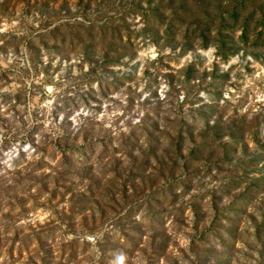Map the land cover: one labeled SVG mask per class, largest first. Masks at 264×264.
<instances>
[{"label":"rangeland","instance_id":"1","mask_svg":"<svg viewBox=\"0 0 264 264\" xmlns=\"http://www.w3.org/2000/svg\"><path fill=\"white\" fill-rule=\"evenodd\" d=\"M0 264H264V0H0Z\"/></svg>","mask_w":264,"mask_h":264}]
</instances>
